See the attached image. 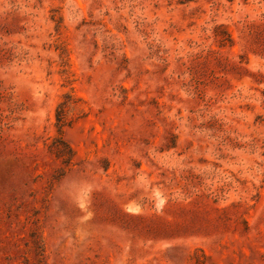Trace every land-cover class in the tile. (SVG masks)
Returning a JSON list of instances; mask_svg holds the SVG:
<instances>
[{"label": "rangeland", "instance_id": "obj_1", "mask_svg": "<svg viewBox=\"0 0 264 264\" xmlns=\"http://www.w3.org/2000/svg\"><path fill=\"white\" fill-rule=\"evenodd\" d=\"M0 264H264V0H0Z\"/></svg>", "mask_w": 264, "mask_h": 264}]
</instances>
